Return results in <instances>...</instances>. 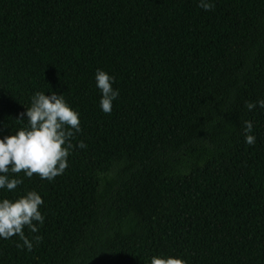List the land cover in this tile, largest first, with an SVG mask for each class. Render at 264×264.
<instances>
[{
    "label": "trees",
    "instance_id": "trees-1",
    "mask_svg": "<svg viewBox=\"0 0 264 264\" xmlns=\"http://www.w3.org/2000/svg\"><path fill=\"white\" fill-rule=\"evenodd\" d=\"M0 0V138L41 91L80 113L68 167L22 180L45 223L0 264H264V0ZM115 77L111 113L95 71ZM256 142L245 143L243 121ZM34 223H38L35 222Z\"/></svg>",
    "mask_w": 264,
    "mask_h": 264
},
{
    "label": "clouds",
    "instance_id": "clouds-1",
    "mask_svg": "<svg viewBox=\"0 0 264 264\" xmlns=\"http://www.w3.org/2000/svg\"><path fill=\"white\" fill-rule=\"evenodd\" d=\"M198 7L211 11L214 8L213 0H198ZM95 81L101 92L99 107L104 113H111L113 101L120 95L119 88L113 87L116 79L98 68ZM245 107L249 111L257 107L264 108V98L246 101ZM21 116L26 119L19 120L27 121V124L0 138V189L15 190L22 180L9 173L16 174L22 170L29 178L37 174L42 180L52 181L68 167L70 150L74 147H87L84 140L73 145V138L82 131L80 113L67 103L63 95L55 91L50 95L35 92L30 106L26 107ZM243 124L245 143L255 144L253 122L245 120ZM43 203L42 196L36 190H27L15 198L0 196V239L6 240L18 235L23 243L17 244V247L31 252L33 240L39 243L43 237L35 235L30 240L23 228L27 226L30 233L39 232V226L45 223V215L39 209ZM148 264H186V261L178 255H153Z\"/></svg>",
    "mask_w": 264,
    "mask_h": 264
}]
</instances>
